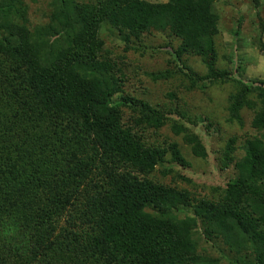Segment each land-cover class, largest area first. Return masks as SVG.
<instances>
[{
	"label": "trees",
	"instance_id": "16d2710c",
	"mask_svg": "<svg viewBox=\"0 0 264 264\" xmlns=\"http://www.w3.org/2000/svg\"><path fill=\"white\" fill-rule=\"evenodd\" d=\"M51 1L50 23L32 31L21 0H0V264H220L196 256L201 238L235 264H264V136L246 140L240 159L230 141L219 162L235 177L218 201L193 204L152 176L169 154L186 166L183 154L144 141L168 118L120 96L125 75L101 40L105 26L127 46L170 31L181 59L217 26L215 0ZM216 60L206 79L231 80ZM236 84L229 122L243 127L242 111L257 110L264 132V82ZM184 138L208 157L198 137Z\"/></svg>",
	"mask_w": 264,
	"mask_h": 264
},
{
	"label": "rangeland",
	"instance_id": "374dc122",
	"mask_svg": "<svg viewBox=\"0 0 264 264\" xmlns=\"http://www.w3.org/2000/svg\"><path fill=\"white\" fill-rule=\"evenodd\" d=\"M27 10L32 31L46 27L52 13L51 0H21ZM151 4H165L168 0H145ZM214 8L219 22L213 29L204 30L200 47L178 57L183 43L170 31L143 36L141 42L127 46L118 33L105 26L101 40L105 50L118 61L125 75L120 96L130 97L149 104L165 113L167 124L159 131L145 130L144 141L150 146L168 148L177 144L185 165L172 162L171 154L165 165L156 168L152 175L158 182L187 191L193 204L198 200L218 201L227 184L235 177L234 168H220L221 153L230 141L235 140L240 159L242 147L248 139L264 136L254 128L257 110L242 111L244 126L230 123L231 99L240 96L237 82L252 85L264 82V0H215ZM202 50V52H201ZM217 57L216 68L230 74L231 80L213 82L206 77L209 69L205 62ZM119 95L116 97L118 98ZM126 117L132 116L124 110ZM185 130L178 135L173 127ZM187 135L199 138L208 152L206 159L197 158L192 146L185 141ZM190 208L181 212L180 219L193 216ZM64 226L62 221L59 229ZM196 256L203 263L219 260L220 264H235L226 247L217 242L200 240ZM241 264L250 261H241Z\"/></svg>",
	"mask_w": 264,
	"mask_h": 264
}]
</instances>
